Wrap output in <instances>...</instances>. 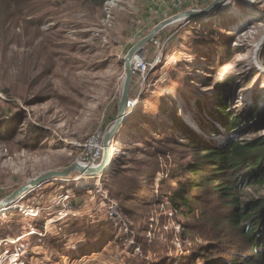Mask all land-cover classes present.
<instances>
[{"label": "rangeland", "instance_id": "1", "mask_svg": "<svg viewBox=\"0 0 264 264\" xmlns=\"http://www.w3.org/2000/svg\"><path fill=\"white\" fill-rule=\"evenodd\" d=\"M168 1L35 0L47 16L33 17L18 0H0V204L47 173L101 163L124 56L161 22L213 2L187 0L176 11ZM249 1L169 24L142 47L148 67L132 74L130 113L109 146L114 162L99 176L50 180L0 212V264H203L210 226L200 211L210 210L194 203V215L176 214L168 203L188 161L169 115L205 141L264 135L247 118L232 135L207 128H218L209 113L225 80L232 113L255 104L264 112V0ZM12 104L21 112L8 117ZM102 240L100 253L81 252Z\"/></svg>", "mask_w": 264, "mask_h": 264}, {"label": "trees", "instance_id": "2", "mask_svg": "<svg viewBox=\"0 0 264 264\" xmlns=\"http://www.w3.org/2000/svg\"><path fill=\"white\" fill-rule=\"evenodd\" d=\"M105 1L100 0V5ZM169 1L171 4L172 0ZM34 2L35 0H18V9L32 11L33 17L47 16V12L42 11L43 7L35 6ZM185 3L186 7L188 4ZM47 5V2L43 3L44 7ZM154 9L160 11L158 8ZM181 9L183 10V6L179 10ZM231 82L225 80L214 87L217 109L209 115L218 124V128L207 126L213 136L221 135L222 132L232 135L242 126L244 118L259 125L258 127H264V112L257 104L239 115L230 111V103L224 101V92ZM19 112L18 104H12L6 110L8 117ZM169 117L187 149L188 160L180 166V174L173 176L176 189L168 202L171 210L176 214L194 215V203L199 208L210 210L200 211L201 225L208 224L210 230L204 237L208 245L201 249L197 259H202L203 264H264V135L252 139H234L229 136V139L221 143L205 141L180 120L178 113ZM30 122L31 119L28 120L29 124ZM202 129L201 127L200 130ZM254 131L260 133L262 130ZM215 206L220 207V217L214 215ZM207 213L209 216L204 217ZM106 243V240H102L81 252L100 253ZM212 252L220 258L208 260ZM190 263L194 264V261L191 260Z\"/></svg>", "mask_w": 264, "mask_h": 264}, {"label": "water", "instance_id": "3", "mask_svg": "<svg viewBox=\"0 0 264 264\" xmlns=\"http://www.w3.org/2000/svg\"><path fill=\"white\" fill-rule=\"evenodd\" d=\"M226 1L228 0H213V2L210 3V5L207 6L203 10L187 11L182 14L176 15L172 17L171 19L161 22L160 24L155 26L147 36L141 39L127 52V54L123 58L125 77H124L122 88H121V94H120V99H119V104H118V113H117L114 124L104 135L103 160L98 166L93 167V168H87L84 166L82 167L78 164H74L61 172L47 173L41 176L40 178H37L36 180L30 181L28 184L20 187L18 190L13 192L0 204V208L10 206L14 201L16 202L17 200H20L30 190L38 188L39 186H41L42 184L50 180L64 179L73 171H76L79 174L88 176V177L99 176L100 174H102L105 171L106 164L108 161V156H109L108 152H109L110 143L112 139L118 136V131L120 127L122 126L124 121L128 119V116H129V113L127 111L130 105L128 96H129V87H130L132 74H133L132 65L136 61L134 60L135 54L139 50H142V47L148 42H150L155 37V35L167 25L172 24L176 21L204 18L210 15L213 11L217 10ZM253 2L254 0H251V2L247 4H251Z\"/></svg>", "mask_w": 264, "mask_h": 264}, {"label": "built area", "instance_id": "4", "mask_svg": "<svg viewBox=\"0 0 264 264\" xmlns=\"http://www.w3.org/2000/svg\"><path fill=\"white\" fill-rule=\"evenodd\" d=\"M185 1L186 0H172V2H171V8H172V10H179L182 6H183V4L185 3ZM230 0H228V1H226V2H224L223 4H222V6H220L217 10H215V11H213L212 13H211V17H213V16H216V15H218L220 12H222V11H224L225 10V7H227V4H228V2H229ZM200 19V18H199ZM176 22H179V21H176ZM175 22V23H176ZM147 67H148V65L147 64H144L142 61L141 62H137V63H135L134 62V64L132 65V73L134 74V73H139L140 75H143L144 73H145V71L147 70ZM152 68V67H151ZM150 69L148 68V71H149ZM129 103H130V105H131V102L129 101ZM133 104V103H132ZM130 105H129V108H130ZM130 113V112H129ZM93 148H95V149H99L98 148V144L96 143L95 144V146L93 147ZM110 156V155H109ZM93 161H94V159H93ZM111 163H108V164H106V168H108V166L110 165ZM105 168V169H106ZM25 214L26 215H30L31 214V210H29L28 212H25Z\"/></svg>", "mask_w": 264, "mask_h": 264}, {"label": "bare ground", "instance_id": "5", "mask_svg": "<svg viewBox=\"0 0 264 264\" xmlns=\"http://www.w3.org/2000/svg\"><path fill=\"white\" fill-rule=\"evenodd\" d=\"M249 2H250V1H249ZM141 52H142V50H139V51L135 54V58H134V60H136L135 63L140 62ZM116 152H117L116 149H114V150L111 149V153H110V156L108 157L107 164L113 162L114 157L116 156ZM111 156H113V159H112V160H111ZM82 167H83V166H82ZM84 167H85V166H84ZM87 168H88V167H87ZM90 168H93V167H90ZM6 210H8L7 207H1V208H0V212H4V211H6Z\"/></svg>", "mask_w": 264, "mask_h": 264}]
</instances>
